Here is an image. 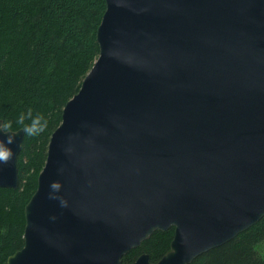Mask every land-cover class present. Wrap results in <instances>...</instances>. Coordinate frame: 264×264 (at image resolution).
<instances>
[{
  "label": "water",
  "instance_id": "95a60500",
  "mask_svg": "<svg viewBox=\"0 0 264 264\" xmlns=\"http://www.w3.org/2000/svg\"><path fill=\"white\" fill-rule=\"evenodd\" d=\"M104 2L5 264H122L170 228L159 261L131 264H190L264 217V0Z\"/></svg>",
  "mask_w": 264,
  "mask_h": 264
},
{
  "label": "trees",
  "instance_id": "16d2710c",
  "mask_svg": "<svg viewBox=\"0 0 264 264\" xmlns=\"http://www.w3.org/2000/svg\"><path fill=\"white\" fill-rule=\"evenodd\" d=\"M104 0H0V116L29 107L49 121L45 133L24 135L18 155V186L0 188V264L23 246L24 208L36 189L49 139L62 110L98 58L96 30ZM173 228L154 232L121 259L145 253L156 263L170 249ZM264 217L233 240L190 264H264Z\"/></svg>",
  "mask_w": 264,
  "mask_h": 264
},
{
  "label": "clouds",
  "instance_id": "9594fccd",
  "mask_svg": "<svg viewBox=\"0 0 264 264\" xmlns=\"http://www.w3.org/2000/svg\"><path fill=\"white\" fill-rule=\"evenodd\" d=\"M48 127V119L41 113L34 114L31 107L12 118L0 116V164L13 160L15 152L11 145L17 143L19 133L34 137L45 133ZM49 187L59 191L62 186L59 181H53Z\"/></svg>",
  "mask_w": 264,
  "mask_h": 264
},
{
  "label": "rangeland",
  "instance_id": "374dc122",
  "mask_svg": "<svg viewBox=\"0 0 264 264\" xmlns=\"http://www.w3.org/2000/svg\"><path fill=\"white\" fill-rule=\"evenodd\" d=\"M47 151V150H46ZM45 163V162H44ZM42 169L39 170V173ZM38 173V174H39ZM38 174H37V177H38ZM37 177H36V181H37ZM37 183V182H36ZM25 223V222H24ZM256 249L262 254V256H264V241H262L260 244H258L256 246Z\"/></svg>",
  "mask_w": 264,
  "mask_h": 264
}]
</instances>
